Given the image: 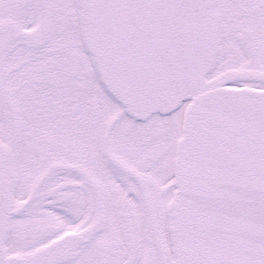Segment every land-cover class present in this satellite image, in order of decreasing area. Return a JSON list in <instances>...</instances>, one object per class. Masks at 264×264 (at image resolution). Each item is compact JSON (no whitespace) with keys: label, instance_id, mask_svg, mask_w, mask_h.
I'll return each instance as SVG.
<instances>
[{"label":"snow or ice","instance_id":"obj_1","mask_svg":"<svg viewBox=\"0 0 264 264\" xmlns=\"http://www.w3.org/2000/svg\"><path fill=\"white\" fill-rule=\"evenodd\" d=\"M0 264H264V0H0Z\"/></svg>","mask_w":264,"mask_h":264}]
</instances>
